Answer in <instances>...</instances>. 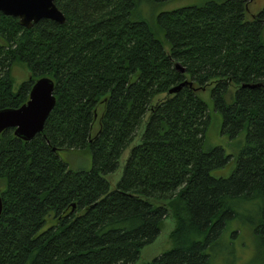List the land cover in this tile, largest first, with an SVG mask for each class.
I'll list each match as a JSON object with an SVG mask.
<instances>
[{
  "label": "trees",
  "instance_id": "obj_1",
  "mask_svg": "<svg viewBox=\"0 0 264 264\" xmlns=\"http://www.w3.org/2000/svg\"><path fill=\"white\" fill-rule=\"evenodd\" d=\"M168 1L55 0L65 22L30 28L0 12V109L25 103L42 76L55 95L31 140L0 133V264H134L169 213L172 247L143 264H215L240 203L256 209L252 264H264V4L251 17L250 0L136 14ZM19 63L30 74L13 90ZM217 113L227 152L208 146ZM130 144L110 190L105 175ZM73 149L90 152V169L59 157Z\"/></svg>",
  "mask_w": 264,
  "mask_h": 264
},
{
  "label": "rangeland",
  "instance_id": "obj_2",
  "mask_svg": "<svg viewBox=\"0 0 264 264\" xmlns=\"http://www.w3.org/2000/svg\"><path fill=\"white\" fill-rule=\"evenodd\" d=\"M206 0H172L162 5L157 6L154 10L151 9L146 4H141L136 14L148 21H153L155 14L159 11L171 10L173 8L201 4ZM264 0H250L247 4L246 16L251 17L252 14H256L263 6ZM155 20V19H154ZM11 74L14 80L13 90H16L19 84L27 79L30 74L29 68L25 64H15L12 67ZM205 102L211 107V99L209 96V87L205 88L203 91H199ZM221 124V115L217 113L211 122L209 134L210 143L208 146L222 145L227 152L229 145H227L228 140L226 135H218L217 131ZM130 144L122 153L118 160V166L110 174L105 175V178L109 182V189L115 188L116 182L120 179L122 174V169L126 159V155L129 152ZM237 149V146H234ZM232 148V147H230ZM59 157L63 159L68 166L73 170H88L91 168L92 159L91 154L88 151H82L78 149L73 150H60ZM233 163L226 165L223 168L215 169L213 174L216 176L226 175L232 168ZM156 203H166L164 200L157 201ZM237 216L227 223L225 230L219 240H216L212 244L211 254L216 257L215 264H252L255 258L259 255V248L257 245V240L254 236L252 230V223L254 220V211L256 210L249 203H240L237 206ZM175 220L171 213L164 217L161 221L160 230L157 236L148 244L144 245L139 253V258L134 264H143L144 262H149L155 257L161 255L164 251L172 247L170 232L173 229ZM234 230H241L239 238L236 236L233 238L232 243H228L231 234Z\"/></svg>",
  "mask_w": 264,
  "mask_h": 264
},
{
  "label": "water",
  "instance_id": "obj_3",
  "mask_svg": "<svg viewBox=\"0 0 264 264\" xmlns=\"http://www.w3.org/2000/svg\"><path fill=\"white\" fill-rule=\"evenodd\" d=\"M0 12L17 18L19 24L26 28H30L43 18L60 24L65 22V15L56 6L55 0H0ZM175 66L179 71H184L179 63H176ZM183 84L180 83L172 87L169 89V93L177 92ZM54 105V81L47 76L37 78L31 86L25 103L17 108L0 109V133L4 129L12 128L14 134L20 139L31 140L43 130L45 121ZM2 206L0 194V214Z\"/></svg>",
  "mask_w": 264,
  "mask_h": 264
}]
</instances>
